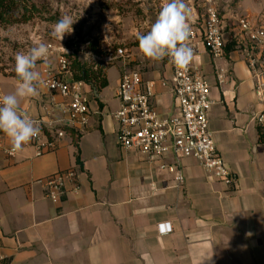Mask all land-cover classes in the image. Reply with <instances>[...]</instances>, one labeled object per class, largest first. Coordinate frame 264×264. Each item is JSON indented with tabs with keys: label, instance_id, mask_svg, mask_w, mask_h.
<instances>
[{
	"label": "crops",
	"instance_id": "crops-1",
	"mask_svg": "<svg viewBox=\"0 0 264 264\" xmlns=\"http://www.w3.org/2000/svg\"><path fill=\"white\" fill-rule=\"evenodd\" d=\"M231 14L219 10L228 24ZM230 32L223 31L222 59L212 62L199 44L194 62L214 102L208 123L216 152L237 178L231 187L214 181L192 158L149 159L116 145L112 115L119 108L116 90L123 72H138L142 88L152 85L151 105L158 114L175 113L171 73L163 60L146 59L138 46L125 49L123 57L111 56L107 86L98 91L83 84L85 125L70 124L63 113L69 99L42 85L45 71L57 64H37V95L22 98L20 109L41 121L43 131L62 130L64 137L41 157L23 147L10 158L9 138L0 132V264H264V138L252 121L261 105L246 47ZM16 86L0 72L1 94ZM162 165L181 171L182 186ZM68 170L76 178L53 204L37 181ZM159 224H170L171 232L159 235Z\"/></svg>",
	"mask_w": 264,
	"mask_h": 264
},
{
	"label": "built area",
	"instance_id": "built-area-1",
	"mask_svg": "<svg viewBox=\"0 0 264 264\" xmlns=\"http://www.w3.org/2000/svg\"><path fill=\"white\" fill-rule=\"evenodd\" d=\"M200 5V17L195 13L189 14V46L197 55V46L200 44L211 61L216 62L223 57V31L227 28L231 30L229 34L232 38L245 45L246 66L254 81L255 96L261 105V110L254 115L252 121L262 131L264 138V20L258 21L248 15L232 13L228 24L219 15L218 0H200ZM125 53V49H118L115 55L123 57ZM163 61L171 73L170 92L175 113L158 114L151 105L152 85L148 83L142 88L138 72H123L116 90L119 108L112 115L117 125L116 145L123 151L137 152L149 159L164 160L172 157L178 162L182 158H192L214 181L227 187L233 186L237 178L216 152L209 131L208 114L214 102L210 99V88L201 76L198 65L193 61L187 71H178L167 57ZM221 72L219 70L217 77L219 83H222ZM42 85L49 92L69 99L63 113L68 116L70 124H86L88 107L81 94L83 83L72 80L69 62L64 55L58 56L54 70L45 71ZM36 123L40 134L24 147L32 148L35 157H41L55 149L56 142L64 137V132L43 131L41 121L37 120ZM16 153H12L10 149L6 151L10 158ZM161 168L174 174L177 187L182 186V173L177 167L162 165ZM75 178L76 173L68 170L38 180L37 184L42 186L47 199L56 204L65 184ZM77 191V188L73 189V192ZM156 230L159 235H163L170 233L171 227L170 224H159Z\"/></svg>",
	"mask_w": 264,
	"mask_h": 264
},
{
	"label": "rangeland",
	"instance_id": "rangeland-1",
	"mask_svg": "<svg viewBox=\"0 0 264 264\" xmlns=\"http://www.w3.org/2000/svg\"><path fill=\"white\" fill-rule=\"evenodd\" d=\"M28 1L39 8V17L27 24L0 28L1 73L6 71V74H15L16 54L28 52L37 39L51 46L47 67L53 68L59 55L67 58L69 66L76 59L81 63H102L104 67H108L113 62L110 57L115 56L118 49H129L132 44L138 43L132 29L140 31V28L144 30L146 25L150 26L162 4V0ZM185 2L195 13H202L200 0ZM222 8H227L234 14L248 15L258 21L264 20V0H223L220 12ZM62 15L71 16L75 23L72 25V34H66L60 42L53 39L50 33ZM50 16L53 17V22L45 20ZM42 62L38 61L37 64ZM113 70L109 72L110 81L114 80ZM106 94L111 97L110 89L106 90Z\"/></svg>",
	"mask_w": 264,
	"mask_h": 264
},
{
	"label": "clouds",
	"instance_id": "clouds-1",
	"mask_svg": "<svg viewBox=\"0 0 264 264\" xmlns=\"http://www.w3.org/2000/svg\"><path fill=\"white\" fill-rule=\"evenodd\" d=\"M74 23L71 16L62 15L53 25L51 37L61 42L66 34H72ZM132 34L138 41L140 53L148 60L161 61L167 57L178 71H187L197 58L189 46L191 26L185 0H162L160 11L148 31L142 33L133 28ZM49 55L50 46L39 39L33 41L28 52L17 53L16 89L12 93L0 94V132L9 138L12 153L22 151L40 134L36 121L21 111L20 101L37 95L41 83V74L36 70L37 62H47Z\"/></svg>",
	"mask_w": 264,
	"mask_h": 264
},
{
	"label": "trees",
	"instance_id": "trees-1",
	"mask_svg": "<svg viewBox=\"0 0 264 264\" xmlns=\"http://www.w3.org/2000/svg\"><path fill=\"white\" fill-rule=\"evenodd\" d=\"M40 10L28 0H0V28L23 25L39 17ZM53 22V17L45 19ZM131 46H138V43ZM105 68L102 63L87 64L74 59L69 66L72 80L91 86L96 90L107 86ZM17 81L16 74H9ZM78 162V158H77Z\"/></svg>",
	"mask_w": 264,
	"mask_h": 264
}]
</instances>
